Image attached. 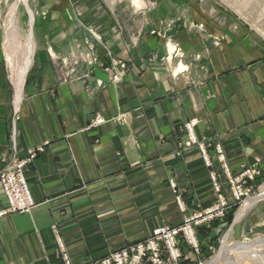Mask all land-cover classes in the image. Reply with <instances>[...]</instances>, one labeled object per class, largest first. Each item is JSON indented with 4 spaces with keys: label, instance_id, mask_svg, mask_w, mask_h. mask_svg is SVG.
<instances>
[{
    "label": "crops",
    "instance_id": "crops-1",
    "mask_svg": "<svg viewBox=\"0 0 264 264\" xmlns=\"http://www.w3.org/2000/svg\"><path fill=\"white\" fill-rule=\"evenodd\" d=\"M78 1L43 0L46 18L34 19L36 61L17 108L0 56V170L13 151L24 155L47 142L25 172L34 206L0 215V264H63L58 241L73 264L85 263L205 212L215 200L211 173L228 192L216 145L228 174L264 173V44L214 25L190 3L169 37L188 71L173 76L174 64L162 61L167 35L106 12L93 25L95 52L104 64L128 61L126 73L114 77L97 65L61 82L47 53L68 55L71 39H82L80 26L88 25L74 12ZM96 117L102 122L91 126ZM191 121L211 166L197 146L182 145ZM5 207L1 200L0 212ZM242 226L264 233V198Z\"/></svg>",
    "mask_w": 264,
    "mask_h": 264
},
{
    "label": "rangeland",
    "instance_id": "rangeland-1",
    "mask_svg": "<svg viewBox=\"0 0 264 264\" xmlns=\"http://www.w3.org/2000/svg\"><path fill=\"white\" fill-rule=\"evenodd\" d=\"M15 0H0V56L3 62V76L8 86V92L15 103V87L13 85V77L9 62L6 58V51L9 49V45L22 46V52L18 51L14 68H17L22 63V58L26 54V44L30 36H32L34 41V53L32 56V62L30 68L28 69L25 81L22 88V95L25 92L26 82L28 81L35 61L37 54V44L35 40V30L37 29V20L30 25V19H37V17L46 18V9L39 0H28V9L22 4H19L15 10L13 17V28L10 29L9 20H10V9ZM144 7L135 8L132 5V0H79L77 6H75V13L80 15L78 18H83L81 21L84 26L88 25V28L80 26L81 29L87 34L85 37L84 32L82 33V39L76 41L71 39V46L74 47V50L70 54L62 56L57 55L52 52H48L47 56L50 62L54 66L56 76L61 82H66L70 79H79L88 76L91 73V70L99 65L100 68L104 71H111L114 73V77L119 75H124L128 69V61L118 60L114 64H104L99 62L97 53L95 52L96 43L99 38L95 33V23H98V19L101 17V14L106 12L113 13L118 16L120 20L125 16H129V21L132 25L137 23L142 24L147 23L151 24L152 29L150 32L157 36H162L164 38L167 35L168 39L164 40L163 43L165 48V55L162 58V61L166 62L168 65L174 64V74H183L188 71V66L184 64L185 54L182 51L178 43L173 42L171 38V33L173 30H177L181 26L182 20H184L185 13L187 12L190 3H193L198 8V11L201 12L206 19L212 22L216 26L225 27L230 29L233 32L242 30L247 34L254 36L258 41L264 44V0H142ZM222 1V2H221ZM240 11V12H239ZM32 13V14H31ZM238 13V14H237ZM132 19H135L134 21ZM12 22V21H11ZM43 27L46 25V21H43ZM126 24V23H125ZM121 28L122 25L120 24ZM198 29H202V25L196 26ZM136 28V27H135ZM16 29V30H15ZM144 28L139 27L133 32L135 40H129L130 46H135L137 44V38L143 32ZM161 38V37H160ZM221 39H215V42H220ZM6 42V43H5ZM14 42V43H13ZM131 47V48H132ZM173 53V54H172ZM172 56V57H171ZM22 59V60H21ZM183 66L181 72H175L179 66ZM102 122V120L96 117L92 122L91 126H97ZM185 131V130H184ZM187 135V134H186ZM188 138V136H187ZM188 140V139H187ZM185 143V142H183ZM47 144L45 142L41 146L27 150L24 155H19L16 151L11 154L10 157L2 159V166L0 170V181L1 175L5 170L10 166L12 162H22L28 158V152L34 151L35 155L33 161L25 165L24 177L25 182L28 186V181L25 175L27 168L34 162L39 153L44 151V147ZM184 146V144H182ZM206 148L208 147L204 144ZM196 146V145H193ZM185 147V146H184ZM217 148L220 146H215V153H218ZM211 163V162H210ZM219 167L226 176V185L228 192L223 193L221 184L218 178V185L220 186L219 194L222 196L223 202L218 197V193L215 192V200L213 205L203 213H198L195 216L186 218L181 224L175 225H163L159 228H156L151 232L150 235L144 239L125 245L121 248L110 251L121 250L132 245H137L139 243L146 242L151 238L156 230L168 228L171 231H174L173 239L170 241L164 239L163 242H159L160 245L157 247L156 251H150L149 259L154 258V253H160V259L163 261V264H206L213 257H215L222 246V241L225 235L231 231L229 238V245H234L238 242H249L255 241L260 238H264L263 232H244L242 222L245 216L251 211V209L256 205L259 199L246 214L236 222L237 213L243 208L244 204L248 200L255 198L260 188L264 185V173H261L258 168H245L237 175H230L223 170L220 162H218ZM228 169V168H227ZM216 174V173H215ZM218 177L219 175L216 174ZM237 186L242 190V195L237 197L233 194V187ZM30 193V189H29ZM33 205L27 211H11L8 200L4 194L3 189L0 184V201L2 200L6 207L0 212V215H7L13 213H28L34 206V201L31 197ZM178 206L181 208L182 202L179 197H176ZM222 203L224 204L223 206ZM209 216V218H208ZM216 221H220L221 224H213ZM188 222V224H185ZM199 222V223H198ZM189 228V229H188ZM56 232V229H55ZM193 238H191V236ZM158 245V244H157ZM58 249L60 253V258L62 261L61 247L65 246L58 241ZM66 251V250H65ZM108 253V254H109ZM105 256L88 261L81 264H90L95 261L106 257ZM136 255L134 253L130 256V259ZM174 255L177 257L173 260ZM146 260V259H145ZM143 261L144 263H131V264H155L153 260L149 262ZM63 263V261H62ZM64 264V263H63ZM73 264V263H72Z\"/></svg>",
    "mask_w": 264,
    "mask_h": 264
},
{
    "label": "built area",
    "instance_id": "built-area-1",
    "mask_svg": "<svg viewBox=\"0 0 264 264\" xmlns=\"http://www.w3.org/2000/svg\"><path fill=\"white\" fill-rule=\"evenodd\" d=\"M195 126V123L193 121L185 123L183 125V130H185L188 140L183 143L185 147H190L193 145H196L197 148L200 151V154L206 164V166H211L207 148L204 145V143L199 142L196 140L194 134H193V128ZM218 153V162H220L223 170L227 173V164L223 158L222 152L220 148H217ZM34 151L28 152V158L22 162H12L10 166L5 170L4 173L1 175V188L4 191V194L8 200V203L10 205L11 211H27L29 208L33 205L32 200L30 198V193L28 186L25 182L24 177V166L29 164L31 161H33L34 158ZM228 177V173H227ZM218 176L215 173L210 174V181L212 183V187L216 193L219 194L220 192V186L218 185ZM229 179V177H228ZM231 179H229L230 181ZM233 194L237 197L238 195H242V190L234 186ZM221 202L222 196L218 195ZM224 203V202H223ZM222 203L221 206L224 204ZM209 218V216H208ZM199 223V222H198ZM185 224H188L186 222ZM189 229V228H188ZM174 231L169 230L168 228H163L156 230L151 238L147 240L146 242L139 243L137 245H132L126 248H122L118 251H113L109 253L106 257L100 259L99 261L92 262L90 264H131V263H144L143 261L149 262L150 260H153V263L155 264H163V261L160 259V253L156 252L154 253V258L149 259L150 251H156L157 247H159L160 243L163 242L164 239H170V241L173 239ZM191 236V234H190ZM193 238V236H191ZM158 244V245H157ZM62 253V261L64 264H72L71 260L68 258L65 250L63 247L60 248ZM134 253L136 255L130 259V256H132ZM177 257L174 255L173 260H175Z\"/></svg>",
    "mask_w": 264,
    "mask_h": 264
},
{
    "label": "bare ground",
    "instance_id": "bare-ground-1",
    "mask_svg": "<svg viewBox=\"0 0 264 264\" xmlns=\"http://www.w3.org/2000/svg\"><path fill=\"white\" fill-rule=\"evenodd\" d=\"M19 4L24 5L26 9H28V11L30 12L28 7V0H15L10 9V20H9L10 29H12L14 26L12 25L14 21L13 17L15 14V10ZM132 5L134 9L144 7V3L142 0H135V3L132 0ZM33 23H34V19L31 18L30 25H33ZM26 45H27L26 54L23 56L22 58L23 60L21 59L22 60L21 65L17 68H14L13 65L15 64V58L17 52L18 51L22 52L21 50H23L22 46H16L15 43L14 45H9V47H7L9 49L6 51V58L11 68L10 73L12 74L13 85L15 87L16 108L21 99L22 88L25 81L26 73L30 68L32 62V56L34 53V41L32 36H30L28 40V44ZM182 70H183V66L180 65L175 72L178 71L180 72ZM263 197H264V185L260 188V191L255 198L245 202L243 208L237 213L235 221L238 222L246 214V212L250 209V207H252L259 199ZM230 235H231V231H229L223 238L222 246L220 248L219 253L206 264H264V238H260L255 241L238 242L234 245H229Z\"/></svg>",
    "mask_w": 264,
    "mask_h": 264
},
{
    "label": "clouds",
    "instance_id": "clouds-1",
    "mask_svg": "<svg viewBox=\"0 0 264 264\" xmlns=\"http://www.w3.org/2000/svg\"><path fill=\"white\" fill-rule=\"evenodd\" d=\"M133 2L135 3V0H133Z\"/></svg>",
    "mask_w": 264,
    "mask_h": 264
}]
</instances>
